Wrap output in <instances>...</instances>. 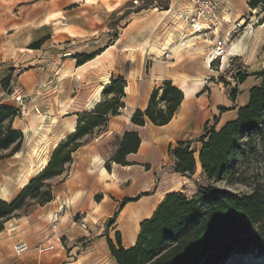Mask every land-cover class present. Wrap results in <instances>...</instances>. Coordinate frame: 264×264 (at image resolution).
<instances>
[{"label": "rangeland", "instance_id": "374dc122", "mask_svg": "<svg viewBox=\"0 0 264 264\" xmlns=\"http://www.w3.org/2000/svg\"><path fill=\"white\" fill-rule=\"evenodd\" d=\"M188 4L189 0H0V105L16 110V116L9 124L22 133L17 152H0L2 161L9 160L3 170L11 171L0 175V186L10 188L13 193L5 202L12 203L22 191L18 183L23 171L30 166L37 170L44 160L48 163L54 149L65 139L56 143L49 138L60 127L54 117L48 119L55 107L61 105L56 95L61 93L62 84L66 81L62 78L64 69L61 70L65 59L74 58L77 64L82 55L95 56L114 45L113 55L103 58L99 64L78 76L80 83H84L88 75L108 80L109 72H126L129 68L135 71L141 64L148 72L151 63L156 61L172 73L173 76H169L174 80L180 77L189 79L186 75L177 74L182 69L192 72L200 67L204 91L209 94V87L218 89L226 100L234 101L241 90L255 81H258L256 86L260 85L261 79L257 76L264 68V27H259V21L264 18V7L258 5L253 9L248 5L241 21H238L240 28L232 43H239L240 56L234 58L229 66L216 62L208 68L202 51H197L202 46L176 54L168 47L170 44L177 46L176 39L183 25L180 16L185 11L182 8ZM55 18L61 23L53 24ZM81 36L86 38L80 40ZM150 44L160 50L171 51L172 60L160 54L157 56V52L148 48L144 54L141 53V49ZM208 45L206 43V48ZM66 54L70 56L66 57ZM234 54L237 55L236 52ZM241 66L243 70L239 69ZM239 75L245 79L250 77L240 90L239 85L245 80L240 82ZM70 77L69 80L73 79ZM115 77L120 76L111 75V79ZM106 99L110 97L106 98L101 92L99 103ZM35 107L39 113L34 111ZM157 107L161 105L157 104ZM104 128L106 126L102 124L80 142H89ZM260 129L264 134V112ZM246 139H242L240 152L232 165L236 174L230 182H208L200 175L186 176L190 181L180 193L191 199L201 188L208 186L237 195L250 194L256 186L264 188L262 143L255 138L246 145ZM36 176L32 174L29 181ZM115 183L114 179L107 188L119 193ZM45 185L51 191L50 202L40 206L27 199L25 206L3 223L0 264H116L109 251L108 237L117 246L118 233H114V223L118 207L125 198L108 218L95 216L101 210L93 202H90L88 214L84 209L81 213L69 214L65 209L70 202H66V208L59 202L51 203L55 200V184L49 179ZM124 189L126 187L123 186ZM93 198L96 203L100 201L97 194ZM54 214L58 217L55 227L52 226ZM139 231L140 227L136 238ZM118 235L122 241L121 234ZM21 240L27 243L28 250L16 256L13 246ZM41 246H51L52 249L39 253ZM220 264H264V251L246 249L233 252Z\"/></svg>", "mask_w": 264, "mask_h": 264}, {"label": "trees", "instance_id": "16d2710c", "mask_svg": "<svg viewBox=\"0 0 264 264\" xmlns=\"http://www.w3.org/2000/svg\"><path fill=\"white\" fill-rule=\"evenodd\" d=\"M248 5L253 9L258 5L264 7V0H251ZM95 56L82 55L77 65H83ZM258 75L261 83L249 89L248 102L238 108L236 119L218 130L205 128L199 137L201 146L197 163L208 182H230L234 178L236 172L232 165L240 152L243 138H247L244 141L246 145L255 138L259 139L264 150V134L260 129L264 112V68ZM244 80L239 75V81ZM125 86L122 77L112 78L102 91L103 96L110 99L97 104L92 112L80 115L74 132L58 144L46 166L28 181L12 203L0 199V231L3 223L25 206L27 199L36 201L40 206L52 200L45 181L60 176L64 166L71 162L72 154L82 145L80 140L102 124L106 126L108 118L118 113L123 107L121 99ZM182 100V91L170 81H165L152 91L146 110H136L130 121L137 126H144L146 121L154 126L166 125ZM15 116L16 110L0 105V152L10 150L13 154L20 148L22 133L9 124ZM139 144L136 133L126 132L110 161L126 165L125 156L135 153ZM169 153L174 159L175 173L194 175L196 160L191 142H178L169 148ZM106 169L109 170L108 165ZM135 200L125 198L118 210ZM139 227L131 248L121 247L118 234L117 246L108 239L109 251L116 264H220L233 252L246 249L264 251V188L256 186L250 194L237 195L208 186L201 188L191 199L180 192H171L164 196L150 218L143 220Z\"/></svg>", "mask_w": 264, "mask_h": 264}, {"label": "crops", "instance_id": "0c3cea01", "mask_svg": "<svg viewBox=\"0 0 264 264\" xmlns=\"http://www.w3.org/2000/svg\"><path fill=\"white\" fill-rule=\"evenodd\" d=\"M220 2L221 8L218 17L228 16L229 23L219 28V37L225 31L232 29L233 24L241 19L244 9L248 8L249 0H220ZM183 9L185 11H182L181 14L191 11L190 3L185 5ZM259 22L261 23L259 27H264V18H261ZM58 23H61V21L55 18L53 24ZM182 27L183 25L180 27L179 33ZM79 38L81 40L86 37L81 36ZM179 40L180 34L176 39V43ZM206 43H209V40L191 38L188 43L189 47L185 49L178 46L174 47L172 44L168 47L176 54L179 51L194 49L197 45H200L202 48L196 50L202 51L201 54L204 56L206 66ZM192 44L194 46H191ZM147 48L152 52H157V56L159 54L161 56L163 50H165H160L156 45L150 44L143 47L141 53L144 54ZM113 49L114 45H110L92 60L80 66L75 63L74 58H68L62 62L61 70L64 69L65 74L62 78L66 81L62 84L61 93L56 95L61 105L55 107L54 112L48 116V119L54 117L60 127L54 130L49 137L54 140L53 142L58 143L74 132L80 115L94 109L99 103L101 92L105 88L104 86L109 83L111 75L122 77L126 82V86L123 91L124 96L121 99L123 107L119 109L115 116L108 118L106 128L98 134H94L92 136L94 138H90L89 142L82 144L72 154L71 162L64 166L67 172L65 171L60 176L50 179V182L55 184L53 190V199L55 198V200L51 203L59 202L63 208H66V202H70L65 212L77 214L84 209L85 213L88 214L90 202H93L101 210L100 213H95V216L104 215L108 218L110 214L116 211L122 199H136L124 204L117 211L114 223V233L121 234V247L128 249L135 244L139 223L150 218L166 194L182 192V188L190 181L188 177L174 172V159L169 153V148L176 146L178 142L189 141L191 142V149L195 148V157L201 146L198 140L204 129L214 128L218 130L227 122L235 120L238 108L245 106L248 102V90L252 86H256L258 81L241 90L242 93L240 91L239 96L234 101L226 100L221 97L218 89L209 87V94L204 91L205 83L200 67L192 72L182 69V72H177V74L186 75L189 79L180 77L174 80L173 77H170L172 73L168 69H164L160 62L155 61L156 63H151L148 72H145L144 66L141 64L135 71L129 68L126 72L117 70L109 72L108 77L106 76L108 80H102L103 78L100 77L97 79L88 75L84 83L83 81L80 83L78 76L87 69L99 64L103 58L113 55ZM171 51L170 56H172ZM238 52L237 49L236 56H240ZM72 76L73 79L69 80V77L72 78ZM249 79L250 77L246 78L239 85L238 90ZM165 81H170L183 93L182 103L170 122L163 126H154L148 121L145 122L144 126L132 124L130 120L133 113L136 110L144 112L152 91L161 87ZM98 88L99 90L96 92ZM221 108L224 111H220ZM126 132L136 133L140 139V144L135 153L125 156L126 165L116 164L110 160L116 153ZM195 160L196 169L193 177L200 175L203 178L201 167L197 163L198 159L195 158ZM8 162L9 160H0L1 176L11 172L3 170ZM106 165L109 166V170L106 169ZM39 169L40 166L37 170L31 166L27 167L20 176L19 187L23 188L32 174L37 175L39 173ZM114 179L119 193L107 188ZM123 186L126 189L122 190ZM3 187L7 191L6 201L13 196V193L10 192V188L5 186H0V190ZM96 194L100 197L98 203L94 202L93 198ZM90 216L93 215L90 214ZM64 217L61 216V218ZM132 227L134 229H131ZM128 233L132 236L126 237L125 235ZM108 238L110 239V237Z\"/></svg>", "mask_w": 264, "mask_h": 264}, {"label": "built area", "instance_id": "2783aa9c", "mask_svg": "<svg viewBox=\"0 0 264 264\" xmlns=\"http://www.w3.org/2000/svg\"><path fill=\"white\" fill-rule=\"evenodd\" d=\"M191 5V11H187L181 14V20L183 21V27L180 32V40L177 43L179 48L185 49L189 47V39L198 38L202 40H209L207 46L206 60L208 66L216 62H220L223 65V59H225L226 66L232 62L236 55H228L229 49L232 45V41L236 39L238 35V29L240 23H234L232 29L225 31V33L219 37L218 30L222 25L229 23V17H218V12L221 8L220 0H189ZM191 46H194L193 44ZM165 59H170V51L168 49L163 50L161 55ZM208 67V68H209ZM240 70L244 68L239 67ZM20 100V98H19ZM36 113H39L37 107L34 108ZM57 215H53L52 226L57 222ZM52 249L51 246H44L39 248V253L48 252ZM28 250V245L24 241H19L13 246V251L16 256H20Z\"/></svg>", "mask_w": 264, "mask_h": 264}, {"label": "bare ground", "instance_id": "6f19581e", "mask_svg": "<svg viewBox=\"0 0 264 264\" xmlns=\"http://www.w3.org/2000/svg\"><path fill=\"white\" fill-rule=\"evenodd\" d=\"M238 45H239L238 42H237L236 44H232L231 47H230V49H229V53H228V55H236V54H234V52H236V50H237V48H238ZM207 66H208V62H207ZM223 66H225V59H223ZM208 67H209V66H208ZM197 156H198V154L196 153V155H195V158H196V159H198ZM46 164H47V161L44 160V161L42 162L41 166H40L39 172L42 171V169L46 166ZM6 195H7V191H6V190L4 189V187H3V188L0 190V199L3 200V201H5V199H6V197H7Z\"/></svg>", "mask_w": 264, "mask_h": 264}, {"label": "water", "instance_id": "95a60500", "mask_svg": "<svg viewBox=\"0 0 264 264\" xmlns=\"http://www.w3.org/2000/svg\"><path fill=\"white\" fill-rule=\"evenodd\" d=\"M65 56H66V57H69L70 55H69V54H66Z\"/></svg>", "mask_w": 264, "mask_h": 264}]
</instances>
